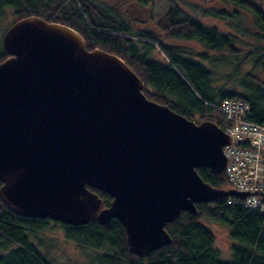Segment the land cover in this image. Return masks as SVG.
Instances as JSON below:
<instances>
[{
  "label": "water",
  "instance_id": "obj_1",
  "mask_svg": "<svg viewBox=\"0 0 264 264\" xmlns=\"http://www.w3.org/2000/svg\"><path fill=\"white\" fill-rule=\"evenodd\" d=\"M3 46L0 197L13 211L73 225L117 218L130 251L148 256L172 242L166 224L182 210L249 195L197 170L226 173L231 134L149 98L121 56L39 15L12 23Z\"/></svg>",
  "mask_w": 264,
  "mask_h": 264
},
{
  "label": "trees",
  "instance_id": "obj_2",
  "mask_svg": "<svg viewBox=\"0 0 264 264\" xmlns=\"http://www.w3.org/2000/svg\"><path fill=\"white\" fill-rule=\"evenodd\" d=\"M147 1L139 0L143 5ZM220 1L251 12L260 30L257 33L264 34V7L258 0ZM9 8L15 21L39 15L48 21L64 23L83 35L88 49L101 47L121 56L144 80V92L149 98L169 105L190 119H210L222 126L225 115L219 106L224 99L236 97L250 104V120L264 124V85L257 75L249 71L245 77L236 78L232 87L217 83L215 67L221 58L211 52L228 51L239 56L237 37L216 26L205 25L184 13L176 3L159 17L157 28L160 32L149 28L133 30L117 9L96 0H0V19ZM201 11L223 19L238 18L237 13L226 9ZM3 35L0 62L9 56L3 46ZM165 39L197 40L205 50L198 53L199 59H196L166 44ZM157 46L164 53L165 62L148 57L150 50ZM252 54L254 67L264 72L262 48L248 51L240 63ZM197 170L214 186L233 187L226 174H214L206 166ZM91 188L103 197L104 205L109 204L110 194ZM196 204L199 214L182 210L175 221L167 222L166 229L173 239L171 243L153 250L148 256H139L130 251L126 228L117 218L106 223L94 219L73 225L49 217H27L10 209L0 197V264H55L33 241L34 235L45 230L50 220L59 223L66 237L80 245L105 248L99 258L101 264H264V211L245 207L242 198L235 195ZM204 217L229 225L232 236L240 241L232 245L231 258L221 257L215 233L200 221Z\"/></svg>",
  "mask_w": 264,
  "mask_h": 264
},
{
  "label": "rangeland",
  "instance_id": "obj_3",
  "mask_svg": "<svg viewBox=\"0 0 264 264\" xmlns=\"http://www.w3.org/2000/svg\"><path fill=\"white\" fill-rule=\"evenodd\" d=\"M96 1L117 9L133 30L149 28L158 32H160L157 28L159 17L167 12L173 3H176L184 13L198 18L205 25L216 26L220 31L237 37L238 48L241 52L239 56L228 51L222 53L211 52L213 56L221 58L220 64L215 67L218 86L224 84L232 87L236 78L245 77V74L249 71H252L253 75H257L260 83L264 85V72L260 68L254 67V53L240 63L242 57L248 51L256 48H262V51H264V34L257 33L260 30L256 28L251 12L220 0H148L144 5L139 0ZM258 2L264 7V0H258ZM202 9H226L230 13H237L238 18L229 16L223 19L205 14L201 11ZM15 20L16 17L12 9H7L5 17L0 19V40L5 29ZM164 42L196 59H199L198 53L205 50L197 40L165 39ZM148 57L161 62L166 61L164 53L158 46L150 50ZM238 89L241 90V87ZM200 221L215 233L216 246L221 257L223 259L231 258L232 245L240 243V241L232 236L230 226L209 217H204ZM33 241L38 245L41 252L55 264H101L99 258L105 251V248L84 247L75 240L67 238L61 225L53 220L48 222L45 230L34 235Z\"/></svg>",
  "mask_w": 264,
  "mask_h": 264
},
{
  "label": "built area",
  "instance_id": "obj_4",
  "mask_svg": "<svg viewBox=\"0 0 264 264\" xmlns=\"http://www.w3.org/2000/svg\"><path fill=\"white\" fill-rule=\"evenodd\" d=\"M219 109L225 115L222 128L232 136L224 146L226 175L234 188L247 191L242 203L264 211V124L248 118L250 104L241 98L224 99Z\"/></svg>",
  "mask_w": 264,
  "mask_h": 264
},
{
  "label": "bare ground",
  "instance_id": "obj_5",
  "mask_svg": "<svg viewBox=\"0 0 264 264\" xmlns=\"http://www.w3.org/2000/svg\"><path fill=\"white\" fill-rule=\"evenodd\" d=\"M242 198L244 199L245 197H242ZM229 201L231 202V199Z\"/></svg>",
  "mask_w": 264,
  "mask_h": 264
}]
</instances>
